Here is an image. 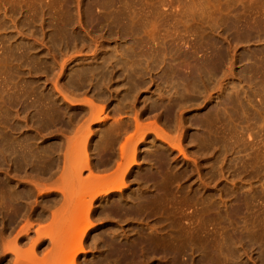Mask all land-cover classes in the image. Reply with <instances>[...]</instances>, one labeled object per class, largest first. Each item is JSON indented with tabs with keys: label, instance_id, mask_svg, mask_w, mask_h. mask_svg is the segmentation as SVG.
I'll use <instances>...</instances> for the list:
<instances>
[{
	"label": "rangeland",
	"instance_id": "1",
	"mask_svg": "<svg viewBox=\"0 0 264 264\" xmlns=\"http://www.w3.org/2000/svg\"><path fill=\"white\" fill-rule=\"evenodd\" d=\"M96 1L82 0L83 27H80L73 23L74 0H0V45L23 54L20 61L13 63V73L8 75L11 78L9 87L17 84L34 90L36 95L54 102L56 107L66 104V120L78 113L73 119L72 130L81 126L82 116L84 119L90 117L89 112L92 117L106 118L101 124L97 121L89 123L93 133L92 157L97 148L106 145L114 120L128 125L127 130L117 135L112 151L118 162L129 165L122 172L125 184L119 191L110 192L118 205L130 208L136 204L146 189L152 190V183L144 182L154 175L161 189L160 202L153 205L157 213L143 221L100 215L107 197L95 201L94 218L90 216L87 224L83 222L84 213L75 217L74 227L65 242L68 251L76 237L85 231L86 251L79 254L78 263L264 264V0H215L214 4L208 0H117L109 6L104 5L106 0ZM95 4H99L98 10L102 14L117 8L118 16H103L89 26L88 19ZM199 4L212 7L209 11L213 13V22L209 25L202 26L198 22L206 18L197 12ZM182 6L187 12H195L194 19L187 17L191 14L185 15V11L183 16L175 14ZM163 11L168 14L162 15ZM219 13L222 27L230 28L236 37L252 40L249 48L244 51L243 60L233 65L230 72L211 77L197 71L189 73L185 69L186 62L180 57L179 47L190 34L198 36L202 27L207 31L214 29ZM62 19L68 20V34L72 30L76 38L64 39L58 25ZM107 23L109 26L104 27ZM248 26L252 29L248 30ZM29 61L33 64L28 65ZM60 64L65 65L61 74L58 72ZM37 66L41 71L36 70ZM55 74H58L59 85L66 96L64 102L53 91L51 79ZM218 80L221 82L219 90L215 89ZM0 87L6 89L3 84ZM208 93L213 95L208 104L210 109L196 111L204 105L203 97ZM237 93L240 102L227 107L225 113L216 117L214 114L222 109V101L235 99ZM0 96L6 97L5 91ZM184 97H194L188 103L190 107L185 109V114L188 113L185 119L191 115L203 116L218 108L211 114L209 132L212 141L222 140L214 141L208 151L200 152L197 162L202 178L212 176L209 178L213 181L211 187L218 185L217 189L223 194L237 192L231 186L238 183V193L245 201L234 216L237 230L222 217V239L219 238L220 226L215 225L211 245H132L145 236L156 238L151 226L179 242L182 239L180 228L187 223L184 217L195 209L186 204L185 195L209 194L200 186L192 166L182 163V155L176 150L167 152V146L149 130L156 123L164 133L174 137L173 123L168 127L147 113L151 108L168 101H181ZM40 109L36 106L35 110ZM19 130L22 138L33 136L22 124ZM249 130H253V140H248L250 145L245 141ZM199 135L193 129L188 132V138L182 144L188 155H195ZM35 143L45 148L59 144L60 139L52 138L45 143L36 139ZM121 146H124L122 160L119 159ZM161 152L167 157L166 163L173 176L180 178V173L184 172L186 177L181 182L170 183L165 176L155 173L154 157ZM245 163L252 166L237 178L236 173L241 172L240 167ZM179 186L185 193L178 192ZM83 198L88 200L89 193ZM157 218L164 222L156 224ZM174 220H179L180 225H171L173 228L167 229L165 226ZM238 238L242 240L236 243Z\"/></svg>",
	"mask_w": 264,
	"mask_h": 264
},
{
	"label": "bare ground",
	"instance_id": "2",
	"mask_svg": "<svg viewBox=\"0 0 264 264\" xmlns=\"http://www.w3.org/2000/svg\"><path fill=\"white\" fill-rule=\"evenodd\" d=\"M98 1L100 0L96 2ZM116 1L106 0L104 5L109 6ZM208 1L213 4L215 2V0ZM81 2L82 0H74V8L71 11L75 12L73 23L83 27ZM99 7V4H95L92 16L88 19L89 26L100 21L103 16H118L117 8L102 14L98 10ZM183 7L175 9V14L183 16L185 11V15L186 13L191 14L187 17L194 19L195 12L191 10L187 12V8L183 10ZM103 8L107 7L103 6ZM211 8L199 4L197 12L203 17L206 16L198 20L202 26L213 22V13L209 11ZM161 14H168V11H163ZM221 20L222 15L219 13L214 29L210 28L207 31L202 27L198 36L192 33L182 41L179 47L180 57L186 62L185 69L189 73L197 71L206 77L222 75V73L230 72L233 65L243 60V53L249 48L252 40L245 36L236 37L230 28L222 27ZM1 24L0 20V28ZM109 24L107 23L104 27H108ZM58 25L65 40L76 38V34L71 33L72 30L68 34L67 19H62ZM251 29L252 27L248 26V30ZM262 37L264 38V35ZM97 44L95 39L94 46ZM22 57L23 54L16 53L15 49L0 45V84L6 87V89L0 87V94L3 91L6 93V97L0 96V264H85L84 262L78 263L79 254L86 251L85 231L76 237L70 252L65 245L70 230L74 227L76 216L84 213L83 222L87 224L94 212L95 201L103 200L105 196L107 201L100 215L143 221L157 213L153 205L160 202L161 189L157 186L154 175L144 182L145 184L152 183V190L146 189L145 194L137 200L136 204L131 205L130 208L126 205H118L113 193L110 194V192L119 191L120 186L125 184L122 172L128 169L129 165L118 162L112 151L114 144L117 143V135L127 130L128 125L119 119L114 120L106 145L97 148L95 156L92 157L90 147L93 133L89 123L97 121L96 123L101 124L106 118L92 117V112H89L90 117L84 119L82 116L81 126L72 130L73 119L78 116V113H73L66 120V104H63V107H56L51 100L36 95L34 90H27L24 86L17 84L9 87L8 81H11V78L8 75L13 73V63L20 61ZM32 64L33 61L28 62V65ZM58 68L61 74L64 72L65 65L60 64ZM36 70L41 71V68L37 66ZM2 75L5 76L2 77ZM51 82L55 96L61 97L64 102L66 96L62 92V86L59 85L58 74H55ZM220 85L221 82L218 80L215 89L219 90ZM218 97L220 98V95ZM184 98L181 101H168L160 107L151 108L147 113L155 120H162L168 127H171L173 123L174 137L164 133L156 123H153L149 130L161 140L162 144L167 146L165 149L167 152L172 153L176 150L182 155V163L192 166L200 186L209 194L196 193L197 195L194 194L192 197L185 195L186 204L195 209L184 217L187 223L185 227L180 228L179 234L182 239L179 242H175L173 238L170 239L167 234L162 235L158 227L151 226L156 238L145 236L132 245H211L215 225L220 226L219 238L222 239V217L229 223V226L237 230L233 222L235 221L234 216L240 212L245 201L238 193L240 189L238 183H233L231 186L237 189V192L223 194L221 189H217L218 185L211 187L213 181H209V178L212 176L202 178L197 162L201 155H199L200 152L208 151L214 141L221 142L219 140H222L220 138L212 141L209 132L211 114L218 108L209 110L203 116L197 114L185 119V115L188 114H185V109L190 107L188 103L193 101L194 97ZM22 99L30 101L26 103ZM211 100H213V95L206 94L203 97L204 105L196 111L210 109L208 104ZM239 102L238 93L235 99H224L222 109L216 111L214 115L218 117L221 112L227 111V107ZM36 106L41 109L35 110ZM33 110L36 112L31 115ZM20 124L33 136L22 138L19 132ZM191 129L200 134L197 138L198 149L195 155H188L182 145ZM52 138L60 139V143L45 148L35 143L36 139L45 143L46 140ZM248 140H253V130L247 131L245 139L247 144H252ZM120 155L119 159L122 160L124 146L120 148ZM166 159L163 152L154 157L155 173L165 176L164 179L170 183L181 182L186 175L184 172L180 173L181 179L173 176ZM250 166H252L251 163L241 166V172L236 173V177L241 178L240 175L247 173ZM118 174H121L120 177L114 179ZM178 192L185 193L184 188L179 186ZM86 193H89V199L84 201L83 195ZM163 222L162 218L155 220L156 224ZM145 225L149 226V223L146 222ZM171 225L178 226L180 222L174 220L165 227L173 228ZM241 240L238 238L236 243ZM45 243H47L46 247L37 252V249ZM96 264L110 263L99 261Z\"/></svg>",
	"mask_w": 264,
	"mask_h": 264
}]
</instances>
